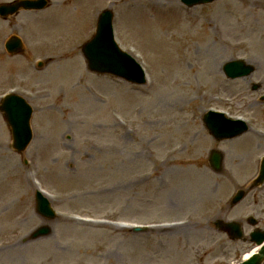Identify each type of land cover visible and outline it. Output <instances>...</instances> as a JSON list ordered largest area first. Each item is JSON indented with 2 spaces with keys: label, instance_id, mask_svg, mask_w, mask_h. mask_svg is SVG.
<instances>
[{
  "label": "rangeland",
  "instance_id": "374dc122",
  "mask_svg": "<svg viewBox=\"0 0 264 264\" xmlns=\"http://www.w3.org/2000/svg\"><path fill=\"white\" fill-rule=\"evenodd\" d=\"M10 0H0V2ZM41 11L0 18V100L32 104L33 140L21 154L0 111V264H234L251 251L214 224L255 215L264 184L229 202L264 156V0H50ZM112 8L117 41L148 74L145 84L88 70L81 46ZM13 33L25 44L8 55ZM254 65L228 78L226 62ZM42 62V66L38 62ZM257 87V90L254 88ZM221 110L250 126L214 138L202 117ZM224 154L215 172L209 152ZM41 188L57 210H35ZM154 225L133 231L121 223ZM43 224L52 231L31 233Z\"/></svg>",
  "mask_w": 264,
  "mask_h": 264
},
{
  "label": "water",
  "instance_id": "95a60500",
  "mask_svg": "<svg viewBox=\"0 0 264 264\" xmlns=\"http://www.w3.org/2000/svg\"><path fill=\"white\" fill-rule=\"evenodd\" d=\"M189 6L212 2L214 0H182ZM47 5V0H17L11 3L0 4V14H8L18 11L21 7L25 9H41ZM113 12L105 10L100 14L95 35L84 44L83 53L87 59L88 66L91 70L98 73H109L117 77L124 78L134 83H144L145 73L141 65L128 53L122 51L114 40L112 27ZM10 50H19L22 47V41L19 37L13 36L7 42ZM253 66L246 64L243 60H234L225 64L224 71L231 77H239L250 74ZM1 109L12 127L13 146L19 151H23L32 138L30 118L32 107L27 101L15 94L8 95L4 98ZM207 127L217 137H231L244 132L247 128L242 121H234L226 118L223 113L210 111L204 117ZM211 160L215 166L220 168L221 155L213 151ZM264 180V161L262 163L261 173L257 181ZM244 195V191H239L234 197L233 202L239 201ZM38 211L48 218H54L55 214L50 206L49 201L41 193L36 196ZM221 225V224H220ZM233 233V237H240L242 232L240 226L236 223H227L224 226ZM51 228L44 225L40 226L32 234L36 238L46 235ZM264 235L256 237L258 244L262 243ZM264 259V247L258 254H255L249 260L241 264H261Z\"/></svg>",
  "mask_w": 264,
  "mask_h": 264
},
{
  "label": "bare ground",
  "instance_id": "6f19581e",
  "mask_svg": "<svg viewBox=\"0 0 264 264\" xmlns=\"http://www.w3.org/2000/svg\"><path fill=\"white\" fill-rule=\"evenodd\" d=\"M250 254V252L249 253H247L245 256H248Z\"/></svg>",
  "mask_w": 264,
  "mask_h": 264
}]
</instances>
